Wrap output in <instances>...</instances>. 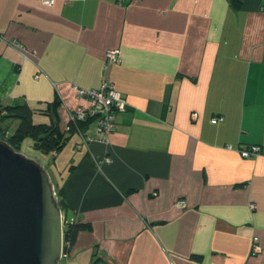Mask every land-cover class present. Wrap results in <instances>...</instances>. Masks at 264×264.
Listing matches in <instances>:
<instances>
[{
	"label": "crops",
	"instance_id": "crops-1",
	"mask_svg": "<svg viewBox=\"0 0 264 264\" xmlns=\"http://www.w3.org/2000/svg\"><path fill=\"white\" fill-rule=\"evenodd\" d=\"M103 82L107 140L89 120L46 157L84 225L58 264H264V154L239 153L264 147V0H0L2 102L57 95L66 129Z\"/></svg>",
	"mask_w": 264,
	"mask_h": 264
},
{
	"label": "water",
	"instance_id": "water-1",
	"mask_svg": "<svg viewBox=\"0 0 264 264\" xmlns=\"http://www.w3.org/2000/svg\"><path fill=\"white\" fill-rule=\"evenodd\" d=\"M63 219L44 166L0 139V264H58Z\"/></svg>",
	"mask_w": 264,
	"mask_h": 264
},
{
	"label": "trees",
	"instance_id": "trees-1",
	"mask_svg": "<svg viewBox=\"0 0 264 264\" xmlns=\"http://www.w3.org/2000/svg\"><path fill=\"white\" fill-rule=\"evenodd\" d=\"M61 100L56 95L45 104L43 109H33L27 103L18 102L14 104L4 103L0 99V139L8 142L15 150L26 137L31 139V146L40 154L49 155L58 152L68 140L67 132L80 128L81 121H69L68 129H61L59 122L58 106ZM40 114L48 118L47 121L34 122L33 115ZM71 114V113H70ZM58 204L63 212V251L69 249L75 232L84 225L78 221H70L66 217L67 206L64 201V189L55 187ZM89 264H95L92 261Z\"/></svg>",
	"mask_w": 264,
	"mask_h": 264
},
{
	"label": "built area",
	"instance_id": "built-area-1",
	"mask_svg": "<svg viewBox=\"0 0 264 264\" xmlns=\"http://www.w3.org/2000/svg\"><path fill=\"white\" fill-rule=\"evenodd\" d=\"M53 1L54 0H41L43 4L47 5L52 4ZM118 53V48L107 49L105 52L106 57L112 61H117L119 59ZM75 92L77 96L82 97L87 101V105L77 106L74 110H72L69 116V121H84L87 119L93 121L94 134L85 136L83 140L106 141L108 134L115 128V119L118 113L126 108L124 98L112 84L107 82H103L98 89L92 90L75 87ZM195 115V113L192 114V116ZM218 119L219 117H214L212 118V122H216ZM54 153L55 152L53 151L50 154ZM239 153L243 157L264 154V147L258 144H250L245 148L239 149ZM176 204L179 206L184 205L181 201H177ZM249 251L251 254L258 253L260 251L257 236L252 237Z\"/></svg>",
	"mask_w": 264,
	"mask_h": 264
},
{
	"label": "rangeland",
	"instance_id": "rangeland-1",
	"mask_svg": "<svg viewBox=\"0 0 264 264\" xmlns=\"http://www.w3.org/2000/svg\"><path fill=\"white\" fill-rule=\"evenodd\" d=\"M4 90L2 89L1 90V93L3 92ZM35 116L37 115H33V121L34 122H39V118ZM42 122V120L40 121ZM18 151L27 155L28 157H31V158H34L36 159L37 161H39L43 166L44 168L46 169L47 167V158H49V155H44V154H40L39 152H37L36 150H34L31 146V139L29 137H26L23 142L21 143V145L19 146L18 148ZM54 190H55V187H54ZM56 192V191H55ZM56 195V193H55ZM57 197V196H56ZM58 201V200H57ZM61 213L62 210H61Z\"/></svg>",
	"mask_w": 264,
	"mask_h": 264
}]
</instances>
